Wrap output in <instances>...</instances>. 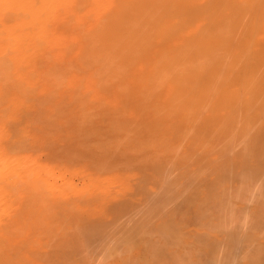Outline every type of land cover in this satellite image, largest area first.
<instances>
[{"label":"bare ground","instance_id":"bare-ground-1","mask_svg":"<svg viewBox=\"0 0 264 264\" xmlns=\"http://www.w3.org/2000/svg\"><path fill=\"white\" fill-rule=\"evenodd\" d=\"M0 264H264V0H0Z\"/></svg>","mask_w":264,"mask_h":264}]
</instances>
